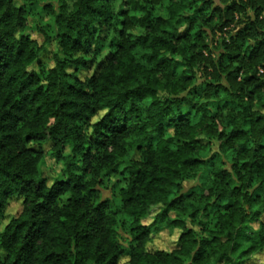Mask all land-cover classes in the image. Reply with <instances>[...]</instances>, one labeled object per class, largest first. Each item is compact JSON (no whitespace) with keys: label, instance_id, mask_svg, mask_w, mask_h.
I'll return each mask as SVG.
<instances>
[{"label":"clouds","instance_id":"obj_1","mask_svg":"<svg viewBox=\"0 0 264 264\" xmlns=\"http://www.w3.org/2000/svg\"><path fill=\"white\" fill-rule=\"evenodd\" d=\"M0 264H264V0H0Z\"/></svg>","mask_w":264,"mask_h":264}]
</instances>
